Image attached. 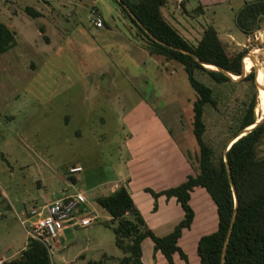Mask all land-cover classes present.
Here are the masks:
<instances>
[{
    "label": "rangeland",
    "instance_id": "obj_1",
    "mask_svg": "<svg viewBox=\"0 0 264 264\" xmlns=\"http://www.w3.org/2000/svg\"><path fill=\"white\" fill-rule=\"evenodd\" d=\"M257 1L264 0H170L163 14L192 44L214 26L230 56L246 50L248 71L259 68L264 73V22L250 37L236 23L244 5ZM0 4V23L11 27L17 42L0 56V260L5 264L27 246L29 236L21 219L33 206L47 196L56 200L78 193L87 214L99 218L89 227L61 232L57 239L62 247L50 243L52 263L88 264L104 254L122 258L114 224L95 199L109 194L120 174H126L130 132L125 114L141 100L152 105L198 166L200 148L193 134L197 96L185 69L150 55L134 38L135 30L116 0ZM27 7L40 16H30ZM97 15L103 17V28L106 22L111 29H97L92 22ZM199 78L224 99L222 113H241L246 85H216L205 75ZM205 122L206 142L226 149L233 136L223 133L221 115L207 109ZM259 149L264 155V141ZM73 168L82 170L71 173ZM71 175L79 179L77 184ZM175 224L157 233L169 234ZM185 238L181 247L188 264H200L197 242Z\"/></svg>",
    "mask_w": 264,
    "mask_h": 264
},
{
    "label": "trees",
    "instance_id": "obj_2",
    "mask_svg": "<svg viewBox=\"0 0 264 264\" xmlns=\"http://www.w3.org/2000/svg\"><path fill=\"white\" fill-rule=\"evenodd\" d=\"M120 1L121 3L116 0L135 30L136 41L141 43L150 55L165 57L167 61H175L185 69L188 81L197 96L193 103V134L200 153L197 167L185 153L195 175L189 176L184 183L159 193L147 189L154 199V210L158 208V199L165 197L167 200L175 199L184 212L169 234L160 236L148 226L126 186H121L113 193L99 195L95 202L111 217L115 244L123 256L116 259L104 254L99 261H89L88 264H143L142 245L148 239L154 243L155 252H160L168 264H175V255H179L188 264V256L180 247L179 241L184 231L189 230L195 220V211L190 202L191 194L196 188L206 190L216 205L218 214L217 230L202 236L198 241L197 255L200 264H222L225 248L223 264H264V155H260L259 149L264 141V123L233 143L227 152L232 181L237 191V203L225 163V148L218 150L205 140L207 109L212 108L221 115L223 133H230L233 137L259 120L262 108L259 106L255 69L252 68L242 79L235 82L225 73L206 67L213 65L233 77H240L244 72L243 60L246 71L248 63L251 66V62H247L248 51L230 56L214 26L205 29L196 44L190 43L165 19L163 8L170 0ZM122 3L135 15L142 27ZM26 12L32 17L40 16L34 8L28 7ZM263 22L264 1L246 3L236 18L239 29L246 37L261 31ZM15 35L8 25L0 23V56L16 46ZM151 36L168 46L153 40ZM258 71L257 80L262 86L264 73L259 68ZM200 75H205L216 85H246V99L241 113L235 114L234 109L222 113L221 103L224 104V99L217 97L214 89L199 78ZM261 101L264 106L263 94ZM69 179L73 184L79 182L73 175L69 176ZM236 211V220L228 239ZM5 264L53 263L48 248L43 243L29 238L20 256Z\"/></svg>",
    "mask_w": 264,
    "mask_h": 264
},
{
    "label": "crops",
    "instance_id": "obj_3",
    "mask_svg": "<svg viewBox=\"0 0 264 264\" xmlns=\"http://www.w3.org/2000/svg\"><path fill=\"white\" fill-rule=\"evenodd\" d=\"M13 14H16V11ZM100 29L109 30L111 27L105 22V28ZM151 106L141 100L125 114V124L130 132V136L126 140V149L129 155L125 163L126 174H120V179L112 185L110 193L115 192L121 186H126L148 226L157 232L158 230L163 231L167 225L179 221L184 212L175 199L167 200L165 197L158 199V208L154 210V199L147 189L159 193L177 187L184 183L189 176L195 175V172L183 149L176 143L166 124ZM75 195L81 196L80 193ZM52 201L54 200L47 196L42 204ZM190 204L195 211V220L192 227L184 231L183 237L179 241L180 247L186 233L189 234L185 238L186 241L193 238L194 244L197 242L198 245L202 236L214 233L218 228L217 208L205 189L196 188L191 194ZM55 247L58 249L62 247V243L58 239L55 242ZM142 248L143 264H168L160 252H155L154 243L151 240H146ZM23 250L10 259H3L7 262L14 260ZM178 261L183 262L179 255H175V264H178Z\"/></svg>",
    "mask_w": 264,
    "mask_h": 264
},
{
    "label": "built area",
    "instance_id": "obj_4",
    "mask_svg": "<svg viewBox=\"0 0 264 264\" xmlns=\"http://www.w3.org/2000/svg\"><path fill=\"white\" fill-rule=\"evenodd\" d=\"M92 22L96 28L104 26L102 16H94ZM81 170V168H73L71 173H79ZM84 205L81 196L78 195L56 199L33 206L25 213L26 219H21V224L25 227L29 238L43 243L50 251L61 232L74 227H89L99 218L97 215L87 214ZM0 264H3V261H0Z\"/></svg>",
    "mask_w": 264,
    "mask_h": 264
},
{
    "label": "water",
    "instance_id": "obj_5",
    "mask_svg": "<svg viewBox=\"0 0 264 264\" xmlns=\"http://www.w3.org/2000/svg\"><path fill=\"white\" fill-rule=\"evenodd\" d=\"M118 1L121 3L120 0H118ZM122 4H123V3H122ZM123 5H124V4H123ZM124 7L128 10V12H129L130 15L133 17V19H135V20L137 21V23L142 27V24L137 20V18L135 17V15H133V13L128 9V7H127L126 5H124ZM151 38H152L153 40H156L157 42L163 44L164 46H168V45H166V44H164V43L158 41V40H157L156 38H154L153 36H151ZM169 47H170L171 49L176 50V51H180L179 49H176V48H174V47H171V46H169ZM246 57H247V56H246ZM246 57H245V58H246ZM204 65H205V64H204ZM206 67H212V69H216V70H218V71H221V72L225 73L227 76H229L230 78H232L233 80H240V79H242V78L245 76V70H246V69H245L244 62H243V70H244V72H243L242 76H240V77L234 79V77H233L232 75H230L229 73L223 71L222 69H220V68H218V67H216V66H213V65H212V66H211V65H206ZM255 72H256V86H257L259 92H260V91H263V92H264V87L260 86L259 83H258V80H257V76H258V72H257V70H256ZM257 116H258V114H257ZM262 123H264V116L261 117V118H260V119H259V120H258L253 126H251L250 128H247V129L243 130L242 132L238 133L237 135H235V136L231 139V141H229V143L227 144L226 149H225V152H224L225 163H226V165H227V170H228L229 178H230V181H231V184H232V187H233V191H234V194H235V200H236V203H237V191H236L235 185L233 184V181H232L231 171H230V168H229V165H228V160H227V152L229 151V149L231 148V146L233 145V143H235L236 141H238V140H239L240 138H242L243 136H246L248 133H250L251 131H253L255 128H257V127H258L259 125H261ZM236 216H237V211L235 212V215H234V218H233V221H232V226H231V228H230V232H229L228 237H227L228 239H229V237H230L232 227H233L234 222H235V220H236ZM225 253H226V248H225V251H224V256H223L222 264H223V262H224V260H225Z\"/></svg>",
    "mask_w": 264,
    "mask_h": 264
},
{
    "label": "bare ground",
    "instance_id": "obj_6",
    "mask_svg": "<svg viewBox=\"0 0 264 264\" xmlns=\"http://www.w3.org/2000/svg\"><path fill=\"white\" fill-rule=\"evenodd\" d=\"M251 67V66H250ZM249 67V68H250ZM262 68V67H261ZM249 70V69H248ZM248 72H250V71H248ZM258 75H259V71H258ZM236 78H238V77H234V79H236ZM258 83H259V85H260V81H258ZM261 86V85H260ZM262 87H264V84L262 85ZM262 94H263V97H264V92L263 91H260L259 92V106L262 108V112H261V114H260V116H259V119L263 116V114H264V106H263V103H262V101H261V97H262Z\"/></svg>",
    "mask_w": 264,
    "mask_h": 264
},
{
    "label": "flooded vegetation",
    "instance_id": "obj_7",
    "mask_svg": "<svg viewBox=\"0 0 264 264\" xmlns=\"http://www.w3.org/2000/svg\"><path fill=\"white\" fill-rule=\"evenodd\" d=\"M245 59V58H244ZM243 62H244V60H243ZM256 71V70H255Z\"/></svg>",
    "mask_w": 264,
    "mask_h": 264
}]
</instances>
